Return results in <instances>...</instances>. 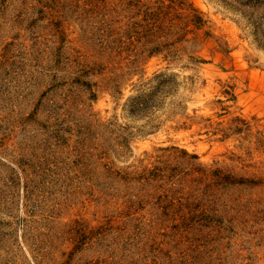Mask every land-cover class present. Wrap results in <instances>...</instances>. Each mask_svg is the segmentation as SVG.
I'll return each mask as SVG.
<instances>
[{"label":"rangeland","instance_id":"obj_1","mask_svg":"<svg viewBox=\"0 0 264 264\" xmlns=\"http://www.w3.org/2000/svg\"><path fill=\"white\" fill-rule=\"evenodd\" d=\"M0 264H264V0H0Z\"/></svg>","mask_w":264,"mask_h":264}]
</instances>
